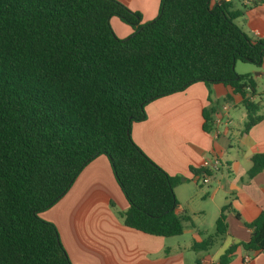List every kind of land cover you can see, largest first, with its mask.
<instances>
[{
	"label": "trees",
	"instance_id": "16d2710c",
	"mask_svg": "<svg viewBox=\"0 0 264 264\" xmlns=\"http://www.w3.org/2000/svg\"><path fill=\"white\" fill-rule=\"evenodd\" d=\"M241 1L160 0L156 17L141 23L117 0H0V264H71L56 226L40 213L100 155L127 202L119 212L126 227L161 237L183 232L191 219L176 212L180 177L140 149L131 124L145 119L149 102L196 82L241 96V133L264 118L254 77L235 71L238 61L256 68L264 61V38L235 23L262 0ZM111 16L133 32L118 38ZM210 102L205 131L213 125ZM250 163L248 179L264 169V151ZM228 209L193 250L226 234ZM248 226L249 240L229 246L216 264H228L237 246L264 254V209Z\"/></svg>",
	"mask_w": 264,
	"mask_h": 264
},
{
	"label": "crops",
	"instance_id": "0c3cea01",
	"mask_svg": "<svg viewBox=\"0 0 264 264\" xmlns=\"http://www.w3.org/2000/svg\"><path fill=\"white\" fill-rule=\"evenodd\" d=\"M117 1L139 12L141 23L156 17L160 4V0ZM251 1L255 0H242L241 4ZM239 6L234 1L233 8ZM109 22L118 38L133 32L117 16H111ZM235 23L250 37L264 38V0L246 7ZM238 74H251L257 84V78H264V61L260 68L252 66ZM227 95L229 99H225ZM257 99L264 113V97L258 94ZM210 100L215 105L213 125L211 131H205L202 112ZM240 101L241 96L231 93L228 86L196 82L149 102L145 119L131 124V138L169 175L180 177L174 189L176 212L188 215L191 221H185L183 232L173 237L126 227L119 216L127 208L125 197L108 159L97 156L83 167L68 191L40 214L56 226L71 263L216 264L229 246L248 241L253 233L248 224L264 209V169L250 179L246 175L250 157L264 151V118L241 133L246 112ZM215 158L218 169L209 172L208 182L202 183L201 174H194L191 168L201 169L204 162ZM226 204V234L207 250H193L194 243L214 233L220 208ZM228 264H264V254L237 246Z\"/></svg>",
	"mask_w": 264,
	"mask_h": 264
},
{
	"label": "rangeland",
	"instance_id": "374dc122",
	"mask_svg": "<svg viewBox=\"0 0 264 264\" xmlns=\"http://www.w3.org/2000/svg\"><path fill=\"white\" fill-rule=\"evenodd\" d=\"M252 64L250 63H244V62H237V67L235 69L236 72L238 73H246V71H248L249 68H251ZM256 68V67H255ZM258 69V68H257ZM254 74V73H253ZM256 90L259 94V96L264 97V78L263 77H259L257 78V86H256ZM205 188H208V186H205ZM53 206V205H52ZM41 214V213H40ZM41 216V215H40ZM60 239V238H59ZM61 241V240H60ZM62 244V243H61ZM69 257V256H68ZM72 264V263H71Z\"/></svg>",
	"mask_w": 264,
	"mask_h": 264
},
{
	"label": "built area",
	"instance_id": "2783aa9c",
	"mask_svg": "<svg viewBox=\"0 0 264 264\" xmlns=\"http://www.w3.org/2000/svg\"><path fill=\"white\" fill-rule=\"evenodd\" d=\"M220 163L217 158L213 159L212 161H207L202 164V169L207 170L209 172L215 171L218 169ZM200 181L202 183H206L209 180V174L207 173H202L201 176L199 177Z\"/></svg>",
	"mask_w": 264,
	"mask_h": 264
},
{
	"label": "water",
	"instance_id": "95a60500",
	"mask_svg": "<svg viewBox=\"0 0 264 264\" xmlns=\"http://www.w3.org/2000/svg\"><path fill=\"white\" fill-rule=\"evenodd\" d=\"M256 73H257V72H256ZM256 73H255V74H256Z\"/></svg>",
	"mask_w": 264,
	"mask_h": 264
}]
</instances>
